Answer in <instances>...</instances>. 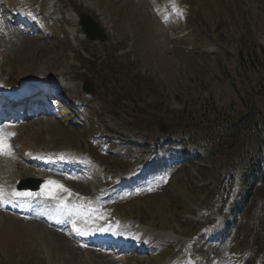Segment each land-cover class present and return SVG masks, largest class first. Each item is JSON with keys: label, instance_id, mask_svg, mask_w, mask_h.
Segmentation results:
<instances>
[{"label": "rangeland", "instance_id": "obj_1", "mask_svg": "<svg viewBox=\"0 0 264 264\" xmlns=\"http://www.w3.org/2000/svg\"><path fill=\"white\" fill-rule=\"evenodd\" d=\"M234 1L239 2L241 13L244 15V18H236L235 10L225 0H216V8H213L211 4L198 5L197 14L201 19L206 21V26L209 30H213V26H215V28L218 26L224 33L225 31L228 32L229 35L226 33L224 40L225 44L230 47L233 55L223 54L221 58L233 57L228 58L225 64H230L232 62L234 70L239 62V57L241 58V55H245L248 51L245 49V44L248 45V48H253L254 41H252V39L254 37L259 39L258 44H260L261 47L258 48L256 45V48L253 49L262 51L263 57L258 56V62L255 63L252 69L255 73H259V69H263L264 71V0H247V4L243 3L242 0ZM86 6L91 11H96L95 8H97V6L103 8L102 11L98 12V15L101 18H105L109 25L108 27L112 29L114 35H116L115 37L119 35L115 31L119 33L124 31L125 35L129 36L134 32L138 36L139 41L132 48V52L137 59H139L140 63L144 64L146 70L150 71L152 74H157L161 81L158 82L156 86L165 93V98L169 101L168 104H164V117H162L161 120L172 118L177 109H183L184 101L190 94L195 93L196 97H201L200 100H203L202 97H210L208 91L199 93L196 91V88L201 84V79L199 77L202 76L204 71V69L200 67L205 65L207 62L206 60L211 62L214 56L209 57V59L207 57L203 59L202 57L203 55L216 53L218 50L216 47L205 48V52L202 54L198 52L201 51L200 48L198 51H192L189 50V48L188 50L186 48H183V50L179 48L178 50V37H170L169 31L167 33V29L169 30V28H164L155 13L151 12V8L148 6L146 0H87ZM56 12L61 13V16H63L59 17L60 19L63 18L62 24L60 25L62 31L61 35L58 38L55 37V39L42 40L38 37L33 38L34 35L28 36L22 34L17 26L12 25L8 15L1 14L0 9V52L4 57H8L9 61L15 62V72L19 65L22 67L23 73L21 74L22 78L20 82L24 81V78L28 76H33L37 79L46 77L47 80H54L55 78V80L58 81L54 82V86L51 87L54 89L63 87L64 90L69 91L71 96L78 97L79 95H84L83 88L85 83L79 82L78 79L74 78V75L70 76L69 74L80 69L78 61H82V57L79 51L84 45V42L79 39L80 35L77 33V27L75 25L77 21L72 19L71 13L65 9L63 10V6H60ZM110 16L112 19H110ZM2 30L5 31L2 32ZM186 32L188 35L192 34L190 31ZM192 36L194 38V34H192ZM215 36L220 42H224L218 31L215 32ZM173 42L175 45H173ZM84 47L86 46L84 45ZM253 60L256 61L257 58H253ZM261 60H263V63ZM2 63H4L3 60ZM241 66L242 64H238V68ZM202 67L208 72L213 71V66ZM7 72V70H3L2 75L0 65V79H2ZM248 73V69H243L241 73H236L235 77H233L235 79H233L222 70L223 78L227 82L222 81L223 85L221 86L224 93L223 101L220 105H228L233 99H236V87L240 88L244 85L246 87L248 84H254L261 76L250 74L249 77L251 76L253 80V82H251L247 79ZM37 81H40V79ZM255 101V104L264 112V98L259 99L250 96L247 102ZM95 107L101 110L99 104H95ZM219 110L222 113L225 111L223 108ZM66 116L67 115L63 117V122L59 117H55V121L43 122V125L30 123L26 126L27 132L31 137L35 134V136L40 139L39 143L36 145L39 146L41 143V146L36 149L43 150L46 154L52 153L56 159L67 160L72 163H82L88 166L87 171L89 177H85L81 174L68 173L65 170V164L51 162L50 158L41 160L48 164L49 169L44 171V175L37 176L43 180V185L41 186V191L35 194L34 198H42L43 195H45V191H50L55 193L56 196L55 199L48 197L51 204H55L56 201L63 204L67 202V199L76 203L70 208V216L75 219H67V221L60 223V225L65 224L64 227L66 228L68 223L75 220L86 225L94 224L96 222V217L102 211V219L112 215H117L120 219H125L130 216L138 222H141L150 230L157 232L159 226L166 225L175 220L179 223L177 220L178 218L174 214L176 210H182L179 215L180 218L184 216V213L191 211L190 208L196 212H201L204 209L205 204L203 201H205V196H201V198L198 199L200 193H198L195 186L198 184V187H203L211 184L208 187L211 189L212 185L217 183L214 178L208 181L205 175H201L200 172H198V175L196 169H194L195 176H193L190 167L179 163L174 170L177 179L171 182L172 178L170 177L173 171H169L166 167L156 168L154 161L150 162L153 163L151 169L147 168L141 172L140 179L137 177L139 173L130 177L133 182L128 184L132 185L135 190L133 188L131 189V187L116 190L120 185L107 188V192H109L110 196L113 198L121 196V199L115 198V201H110L108 204L97 203L90 206L83 204L82 200H79L75 193L77 191L81 193L89 191V184H92L95 178V173L93 171L98 170V168L89 163L83 157L80 149H75L72 143L78 144L79 142V147L85 146L90 152H94L93 150L98 152L99 150L96 146V141L94 139L89 140L92 133L90 128L88 126L76 127V125H74V127H65L67 124L65 123L67 122L66 120H70L67 119ZM107 122L123 135H132V132L122 125V123H127L125 119H121L117 122L108 118ZM161 124V121H158V125ZM238 131L235 130L233 132L234 135L231 133L233 141L235 138L246 133L244 131ZM6 135H8V132L3 133L4 137ZM83 136L87 137V139L83 138L81 140L80 138ZM97 139L98 141L102 140L101 136L97 137ZM240 141H244V137H241ZM17 144H19L18 147L21 148L25 144V140L19 138L17 141H13L15 151ZM108 148L109 147L103 149V155L101 152L99 153L101 159L106 160L103 156ZM241 148H244L243 144L235 143L232 146V149ZM191 150L192 147L188 149L189 153H191ZM8 159L10 161L11 171H5L6 173L8 172V174L2 177L5 189H7V187H15V182L17 184L18 181L20 182L23 180L21 176L26 177L30 174L31 178L33 176L35 177L32 170L24 165L21 166L20 170L15 169V160L12 152L8 155ZM157 161L162 163H173L172 158L166 155L161 156ZM206 165H208V163H206ZM222 165H224V161L217 163V166L222 167ZM54 168L59 172L51 170ZM207 168L209 167L207 166ZM192 178H194L196 182L194 186H192ZM49 181L58 182V184L63 185L64 188L69 189L70 192H64L54 185H49ZM113 182V180L110 181V183ZM156 185H160L161 187L166 185V187L160 189L158 191L160 193L157 195L155 191H153ZM127 195H129L128 197L130 200L128 204L127 201L129 200H124ZM145 195V199L132 200L134 197H144ZM118 200H122V202ZM139 201H142V204L137 203ZM23 206L32 208L34 204L31 201L25 203ZM144 212L149 214L148 217L144 216ZM46 214H49V212L47 211ZM0 215L2 219L0 220V264H4V257L9 258L8 264H163L165 260L173 256H186L189 251V247L183 243L187 239L179 235H173V232H170V234L167 233L165 236H171L169 237L170 240L176 243L173 246H166L151 252L150 260L145 258L146 247L143 251L136 252V248H134L135 243H132L131 246L127 248L124 247L123 251H119V249L108 250V247L101 249L100 247L91 246H87L86 248L88 250H84L79 247L81 243H77L76 240H73L75 245L69 241V244H64V241L67 240L62 235L58 233H55V235L52 234V229L60 232V229L56 228V225H53L51 229H47L45 224H42L43 231L40 225L34 226L32 224V227L28 225L31 224V221L38 222L39 217H34L32 215L27 216L26 213H11L13 217H18L19 221L13 219V217H7L10 215H6L1 209ZM193 217L196 216H189L188 218L191 219ZM224 221L227 226L230 224L228 220ZM120 222L127 226V231H137L131 226L129 221L120 220ZM173 227L172 224L169 225L170 230L173 229ZM143 228L144 227H141L140 229ZM220 228L221 223L219 222L215 226V229ZM200 229H202L201 224L192 226L193 232H198ZM120 230L121 227H115L112 232L113 235L117 234ZM175 230L179 232L177 227H175ZM145 232L148 233V231ZM212 236L214 237L217 235L212 233ZM155 237L158 236L155 235ZM172 237L176 238L174 239ZM204 237H206L205 230ZM233 237L234 233L230 232L225 240L221 239L217 240L216 243L214 242L215 244H213L211 248L212 252L205 249L207 246L204 244L207 241L199 245L198 247H200L201 252H205L208 255H213L214 252V254L217 255V261L216 259H210L206 255H203L202 259L208 261L209 264H233L230 255V246L228 245ZM214 239H216V237L210 238L208 241H213ZM226 240L228 243L222 245L223 241ZM88 252H90V254H88ZM187 258L189 259L188 264H199L195 257Z\"/></svg>", "mask_w": 264, "mask_h": 264}, {"label": "trees", "instance_id": "obj_2", "mask_svg": "<svg viewBox=\"0 0 264 264\" xmlns=\"http://www.w3.org/2000/svg\"><path fill=\"white\" fill-rule=\"evenodd\" d=\"M253 48H256V45H253ZM253 48L246 49L247 53L241 55V58L239 57L238 64H242L240 68L237 64L234 70L232 62L217 66L218 62L214 67L217 70H223L231 78L235 77L236 73H241L243 69H248L247 79L251 82L253 80L251 76L249 77L250 74L261 75L257 82L248 84L246 87L245 85L240 88L236 87V99H233L228 105H220L224 93L221 90H215L209 98H203V100H200V96L196 97L195 93L188 95L182 111L174 112V126L167 135L160 131L158 125V121L164 117L165 98L158 96L161 94L160 90L158 88L154 90L151 80L135 75L134 66L129 62H123L122 65L113 69L112 74L109 72L110 75H108V78L115 79L114 83H121V87L126 91L124 95L118 96L117 101H114L111 111L117 116L125 117L126 128L134 132L136 139L147 146L141 151L131 149L132 152L146 154V150H152L168 139L171 142L196 143L199 147L207 148L215 161H224L225 168L229 169L228 182L224 184V188H207L203 192L206 194L205 203L208 204L207 215L214 214L217 206H221V202L227 201L231 185L235 180L234 169L238 168L242 173L244 172L241 179L249 188H252L256 183L255 204L248 208V203L253 195V192L249 191L247 202L242 207H238L247 220L245 230L248 241L244 243L241 250L243 259L253 253L251 240H255L258 236L256 235L255 227L257 225L253 221V213L261 203H264V112L255 104L256 101L247 102L250 96L264 98V71L259 69V73H255L252 70L255 63L258 62V50ZM253 58H257V60L255 61ZM203 73H205V78L196 88L199 93L213 89V81L209 79L210 72L204 70ZM116 76L119 77L120 82L116 80ZM239 98L241 99L239 100ZM221 108L225 109L223 113L219 110ZM235 130L246 133L233 141L231 133ZM241 137H244V141H240ZM129 140L134 142L130 137ZM235 143L243 144L244 148L232 149ZM225 168L224 170H226ZM179 219L183 233L190 236V232L184 225L188 220H182L181 217ZM190 224L193 225L194 222ZM242 238L238 233V242ZM258 257L264 260V254L258 255Z\"/></svg>", "mask_w": 264, "mask_h": 264}, {"label": "bare ground", "instance_id": "obj_3", "mask_svg": "<svg viewBox=\"0 0 264 264\" xmlns=\"http://www.w3.org/2000/svg\"><path fill=\"white\" fill-rule=\"evenodd\" d=\"M0 42H1V39H0ZM3 55H2V53L0 52V58L2 57ZM21 114V113H20ZM31 147V146H30ZM23 148H24V152H26V151H31V152H39L37 149H31V148H27V146H23ZM0 157H1V154H0ZM32 162L33 163H35L36 164V166H40L39 165V163H38V161H37V159H33L32 160ZM10 168H11V166H10V164L9 163H1L0 162V189H2V194H5V196H4V201H2V202H0V209L6 214V215H10V216H7V217H13L12 215H11V213H16L17 212V209H16V207H15V203H13V202H9V198L8 197H11V196H9L8 194H10V191H5L4 192V190H5V188H4V186H3V176H5V175H7L8 174V172L6 173L5 171H8V170H10ZM14 196H16V195H12V199L14 198ZM23 200V199H22ZM19 210V209H18ZM21 210H26V209H20V211ZM60 213V215L61 216H64V218H66L67 217V215H68V208L66 207H64V209H62V211H60L59 212ZM13 219H17V220H19V218L18 217H13ZM0 220H2L1 219V215H0ZM15 221V220H14ZM20 221V220H19ZM34 225V226H36V225H40L41 227H42V231H43V226H42V224L43 223H39V222H35V221H31V224H28V225ZM32 227V226H31ZM53 232H51L52 234H54L55 235V233H58V234H60V235H62L67 241H64V244H69V242H73V240H71L69 237H68V235L67 234H65V233H61V232H58V231H54V230H52ZM106 231H109V229H107V230H103V229H99V233H101L100 235L101 236H103L102 234L103 233H106ZM44 233V232H43ZM57 234V235H58ZM94 235V237H97L93 232H90V234H89V237H88V240H91V238H92V236ZM119 235V234H118ZM61 237V236H60ZM55 239V238H54ZM61 239V238H60ZM74 239V238H73ZM64 240V239H63ZM103 240H105V236L103 237ZM112 240L114 241L113 242V244L114 245H116V246H120L123 242L121 241L122 240V238L121 237H115V238H112ZM69 241V242H68ZM62 242V241H61ZM79 242V241H78ZM83 246H87V244H82ZM66 246V245H65ZM67 246H69V245H67ZM88 250V249H87ZM88 254H90V252H88ZM92 258V257H91Z\"/></svg>", "mask_w": 264, "mask_h": 264}, {"label": "snow or ice", "instance_id": "obj_4", "mask_svg": "<svg viewBox=\"0 0 264 264\" xmlns=\"http://www.w3.org/2000/svg\"><path fill=\"white\" fill-rule=\"evenodd\" d=\"M0 154H5V155H9L11 154V146L10 144L7 143V139L3 136L0 135ZM49 185H54L56 188L64 191V192H70L69 189L64 188L63 185L58 184V182L55 181H49L48 182ZM46 196H49L53 199L56 198L55 193L50 192V191H45L44 193ZM0 195H2V189H0ZM14 195H16L17 197H24V196H32V193H24V192H15ZM62 207H67L66 203L62 204ZM77 231H79V229H77Z\"/></svg>", "mask_w": 264, "mask_h": 264}]
</instances>
